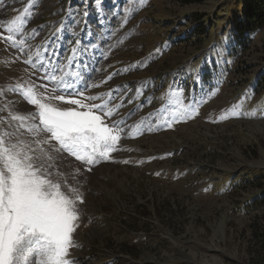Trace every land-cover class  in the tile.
Here are the masks:
<instances>
[{
    "label": "rangeland",
    "instance_id": "obj_1",
    "mask_svg": "<svg viewBox=\"0 0 264 264\" xmlns=\"http://www.w3.org/2000/svg\"><path fill=\"white\" fill-rule=\"evenodd\" d=\"M237 1L122 0L102 10L0 0V136L34 138L27 88L76 110L64 104L82 97L67 92L95 97L94 114L111 110L124 129L110 164L49 154L65 186L83 193L76 264H252L264 230L255 205L264 193V33L232 49L233 61L226 46L219 57L213 50L232 31Z\"/></svg>",
    "mask_w": 264,
    "mask_h": 264
},
{
    "label": "snow or ice",
    "instance_id": "obj_2",
    "mask_svg": "<svg viewBox=\"0 0 264 264\" xmlns=\"http://www.w3.org/2000/svg\"><path fill=\"white\" fill-rule=\"evenodd\" d=\"M23 95L36 109L30 114L36 124L31 129L34 138L24 143L0 136V264H76L71 250L76 246L73 233L83 193L65 186L67 182L52 171L49 154L66 151L86 165H95L117 151L124 129L111 119V110L102 111L107 123L94 114L102 105L78 90L67 95L82 98H70L66 104L84 110L53 105L38 98L32 88L23 90ZM48 96L57 101L66 98L55 90Z\"/></svg>",
    "mask_w": 264,
    "mask_h": 264
},
{
    "label": "trees",
    "instance_id": "obj_3",
    "mask_svg": "<svg viewBox=\"0 0 264 264\" xmlns=\"http://www.w3.org/2000/svg\"><path fill=\"white\" fill-rule=\"evenodd\" d=\"M85 1L86 0H82L83 3ZM91 1V6L95 5L102 10L106 8L113 9L122 3V0ZM194 1L201 2L203 0ZM98 2L102 3L98 5ZM235 6H237L239 12L235 15L232 31L226 33L222 37L220 36L217 46L214 48V54L219 57L220 53H224L223 46H226L232 61L234 60L232 49L235 50L240 47V49L244 48V50H246L251 46L252 36L255 33H264V0H238L235 2ZM218 64L219 63H216V65ZM211 65L213 64H210L209 67H211ZM257 85L258 88L264 89V69L258 76ZM255 205L264 210V193L255 201ZM256 235H258L257 238L260 245L255 251L251 252L249 256L252 259V264H264V230L259 231Z\"/></svg>",
    "mask_w": 264,
    "mask_h": 264
},
{
    "label": "bare ground",
    "instance_id": "obj_4",
    "mask_svg": "<svg viewBox=\"0 0 264 264\" xmlns=\"http://www.w3.org/2000/svg\"><path fill=\"white\" fill-rule=\"evenodd\" d=\"M61 104V103H60ZM64 105H67V104H64ZM118 157L119 156H112L111 157V160H116V159H118ZM105 168H107V169H110V167H108V165H106V167ZM103 171V166L102 167H100V168H98L96 171H94V173H91L89 176L87 175V174H84L83 175V178H88V182H89V180L92 178V177H94V180L96 179V175L98 174V173H101ZM86 175V176H85ZM95 183L93 182V185H94ZM85 185V184H84ZM84 185H82V186H80L82 189L81 190H83L84 189ZM92 186V185H91ZM88 189V188H87ZM85 190V189H84Z\"/></svg>",
    "mask_w": 264,
    "mask_h": 264
}]
</instances>
